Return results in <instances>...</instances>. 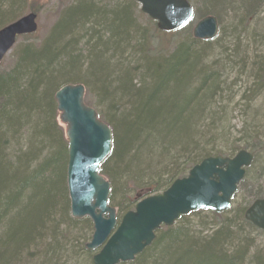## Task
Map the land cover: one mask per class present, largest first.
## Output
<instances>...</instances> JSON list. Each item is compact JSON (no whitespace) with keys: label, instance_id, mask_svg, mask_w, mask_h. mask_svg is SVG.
Masks as SVG:
<instances>
[{"label":"trees","instance_id":"obj_1","mask_svg":"<svg viewBox=\"0 0 264 264\" xmlns=\"http://www.w3.org/2000/svg\"><path fill=\"white\" fill-rule=\"evenodd\" d=\"M190 1L198 19L214 15L220 26L229 13V30L264 15V0ZM73 3L46 35L22 37L11 65L0 69V264H93L86 248L93 224L71 216L69 145L55 100L68 83L96 93L103 109L98 113L112 127V152L100 172L111 183L109 202L118 219L208 156H233L241 149L255 156L244 180L253 183L244 205L183 216L159 229L133 261L120 264H264V247L257 243L264 232L244 218L251 201L264 196L263 138L247 116L237 129L242 138L230 141L238 126L231 121L235 108H228L236 82L222 80L227 69L233 79L253 78L238 101L252 109L264 90V57L239 49L237 36L226 42L238 51L220 49V58L202 65L215 40L195 49L201 41L193 38V22L164 33L135 0ZM23 5L24 0H0V29L21 17ZM30 10H40L38 0H31ZM252 36L258 37L256 30ZM177 37L163 57V44L170 47ZM148 160L155 162L144 168Z\"/></svg>","mask_w":264,"mask_h":264},{"label":"water","instance_id":"obj_2","mask_svg":"<svg viewBox=\"0 0 264 264\" xmlns=\"http://www.w3.org/2000/svg\"><path fill=\"white\" fill-rule=\"evenodd\" d=\"M141 11L157 22L159 30L173 32L189 23L193 8L189 0H136ZM219 28L215 16L197 22L193 35L213 39ZM37 14L30 12L0 29V63L15 45L17 37L35 33ZM55 99L66 125L69 141L68 189L71 214L75 219L89 217L94 232L86 245L100 251L94 264H119L133 260L150 246L161 225L172 226L181 216L210 209L221 213L252 164L253 154L241 150L234 157H207L193 166L188 176L179 178L163 193L149 196L126 213L117 226L116 209L109 205L110 183L99 173L100 165L112 148L111 127L96 109L85 103V86L67 84ZM245 219L264 230V198L254 201Z\"/></svg>","mask_w":264,"mask_h":264},{"label":"rangeland","instance_id":"obj_3","mask_svg":"<svg viewBox=\"0 0 264 264\" xmlns=\"http://www.w3.org/2000/svg\"><path fill=\"white\" fill-rule=\"evenodd\" d=\"M30 2H31V0H24V5H23V8L20 12L21 16H23V15H25L31 11L30 10ZM38 2H39V7H40V10H37V16H38L37 20H38V25H39L38 34L39 35H46L50 31V29H52L53 25L56 24L60 15H62L64 11H66L69 7H71L72 5L75 4V3H73V2H75V0H38ZM228 14L223 13V17L221 19L222 26H220L221 27L220 32L217 35V37L214 39L215 42L211 46H209V48L211 47L213 49V53L208 57V59L202 60V62H201L202 65L203 64H209L210 65V63L212 61H214L216 58H220L218 56L219 53L217 52L220 49H223V51H228V49H230L232 51L237 50L238 48L236 46H234L233 43H232V45H229V44H227L228 42H226L229 40H232L233 42H235L234 40L237 36H240V40H241V44H240L241 47H239V49H242V48L247 49L246 52H249V55L251 57H256V54L258 55V52H260V54L258 56L264 57V50H262L264 48V15L261 14L260 17H257L256 21H253L249 17L250 22L248 21V23L246 22L243 26L229 30V24H233V22L231 20L232 16L228 15ZM194 17L197 18L196 13H195ZM138 22L141 25V27H146L145 26L146 21L144 18L139 17ZM193 25H192V28H193ZM255 30L257 32L258 37L252 36V34ZM229 32L233 35H229L228 34ZM229 36H230V39H229ZM180 39H181V37L175 38V40H173L171 42L170 47H169V45L166 44V42H167L166 37H164V36L157 37V40L166 41L165 44H163V46L166 47V49L163 51V57H168L167 55L170 53V50L175 46L174 44H177L175 42L180 40ZM198 41H201V42H199L197 45H194L195 49H203L204 45H206V44H202V43L207 42V41H202V40H198ZM21 42H22V39H20L18 43H21ZM225 49H227V50H225ZM209 51H210V49L207 52H209ZM12 55H13V50L6 56V58L0 64V69L8 68L11 65ZM227 70H225V72L222 74V80L224 82H226L225 80H227L228 82H230L231 80H234L232 78L233 74L226 73V72H228ZM252 80H253V78H251V77H250V79H248L247 77L246 78L240 77V82L238 84H236L237 86L233 85L234 83L231 84V87H233L234 93L236 94V96H235L236 99L231 100L232 104H230L228 108H229V111H231L232 108H235V110L233 109L234 111H233L232 116H231V121H232L233 125L236 124L238 126L236 128V131L234 130L233 132H230L232 134L229 137L230 141L235 142L236 140H239L242 138V135L239 133L238 130L240 128V125L244 122V118H246L248 116V118L250 119V122H255V124L258 125V127H260L259 132H261V134H262L261 138H263V139H261V140L264 143V90H262L260 92V94L254 99V104H251L252 109H249L247 107V105L244 104V102L243 103L238 102L239 101V95L241 94L243 89L246 88V86H248L249 83H252ZM85 101L90 106L94 107L95 109L103 110L102 108H100V105L98 104V98H97L96 93L91 92L89 94L86 91ZM61 125H62V123H61ZM243 143H248V142H246V140L245 141H238V144L241 146L243 145ZM145 158H146V156L143 157V159H145ZM259 161H261V160H259ZM154 162H155V160L153 162H150L148 160L144 163L143 167L147 168L148 166L153 165ZM160 165L161 164H156L154 166L157 167ZM260 177H262L261 179L264 180V171L262 172V176H260ZM251 183L252 182L250 180H246V181H244V183L240 184L239 191L236 193V195L232 201V206L244 205L248 201L247 200V197L249 195L248 192L250 191L252 184H253V183L252 184ZM256 185H258V184H256ZM261 186H263V188H264V183H262ZM128 194L131 195V193H127V195ZM132 195H134V193ZM257 243L260 247H264V236L259 237ZM68 264H74V261L70 262Z\"/></svg>","mask_w":264,"mask_h":264},{"label":"bare ground","instance_id":"obj_4","mask_svg":"<svg viewBox=\"0 0 264 264\" xmlns=\"http://www.w3.org/2000/svg\"><path fill=\"white\" fill-rule=\"evenodd\" d=\"M233 82V81H232ZM234 82H236V84H238L239 82H240V77L239 78H236V79H234ZM236 84H234V85H236ZM237 86V85H236ZM258 240V239H257Z\"/></svg>","mask_w":264,"mask_h":264}]
</instances>
